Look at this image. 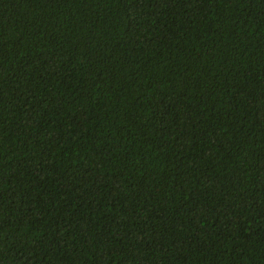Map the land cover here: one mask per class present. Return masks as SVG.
Segmentation results:
<instances>
[{
    "label": "trees",
    "instance_id": "trees-1",
    "mask_svg": "<svg viewBox=\"0 0 264 264\" xmlns=\"http://www.w3.org/2000/svg\"><path fill=\"white\" fill-rule=\"evenodd\" d=\"M0 264H264V0H0Z\"/></svg>",
    "mask_w": 264,
    "mask_h": 264
}]
</instances>
